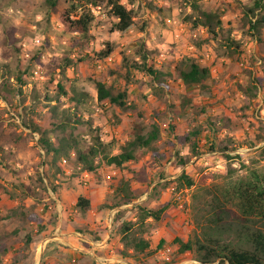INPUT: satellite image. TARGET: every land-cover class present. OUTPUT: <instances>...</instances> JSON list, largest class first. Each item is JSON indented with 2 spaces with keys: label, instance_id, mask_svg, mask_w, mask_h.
<instances>
[{
  "label": "rangeland",
  "instance_id": "obj_1",
  "mask_svg": "<svg viewBox=\"0 0 264 264\" xmlns=\"http://www.w3.org/2000/svg\"><path fill=\"white\" fill-rule=\"evenodd\" d=\"M117 1L135 12V27L125 33L112 31L105 0H57L54 9L45 0H0V83L10 82L22 92V96H13L8 104L0 97V223L7 230L3 232L6 241L16 247L7 260L4 259L6 251L0 248V264H7L13 256H20V262L27 263L23 260L27 255L21 249L28 247L27 237H31L34 228L40 232L45 227L42 222L45 212H48L46 223H54L58 200L74 201L78 190L89 187L92 180L98 184L95 188L106 189L101 204L106 203L111 198L110 186L125 174L99 164L92 178L82 175L80 179L71 150L66 163L61 162L68 173L58 175V183L54 180L59 185L58 193L54 195L48 187L42 172L51 174L54 169H49L47 164L42 166L44 153L38 143L39 134L27 124L30 121L40 126L47 124V107H42L45 104H57L59 110L67 108L71 116L76 109V102L71 99L75 91L87 94L86 101L79 102L77 112L83 121L74 123L72 131L80 148L91 144L97 133L104 142L115 143L110 149L114 154L139 122L154 121L160 127V137L155 143L158 151H138L137 160L128 163L134 173L126 174L139 197L111 212L121 210L120 220H135V204L156 208L168 201L170 205L158 222L145 220L144 236L150 240L151 248L159 239L171 244L173 256L169 263H164L154 251L129 264H196L197 261L183 263L174 240L192 236L196 222L205 215V202L210 200L208 192L222 188L228 180L245 174L248 169L264 172V159L258 155L264 139H256L264 136V96L261 93L260 98H248L242 91L249 77H260L264 71V32L260 34L261 41H257L241 25L243 5L249 4V0ZM71 3L78 5V12L89 9L93 14L88 38L82 47L72 46L74 34L66 33L58 20L59 11ZM192 4L199 9L195 10ZM200 11L220 16L222 23L217 36H212L200 24L193 26L192 18ZM227 34L240 42L239 57L235 53L223 55ZM104 42L113 48L110 60L97 62L94 52ZM142 43L149 52V63L157 71V79L136 70H130L129 77H124L121 58L139 61L136 49ZM184 56L208 67L211 78L206 80V86L185 88L178 79L175 67ZM16 75L22 76L23 81L18 83ZM95 81L112 85L113 93L126 90L128 102L135 108L122 109L108 100L98 102ZM57 83L67 95L59 93ZM260 89H264V81ZM185 98L190 100V106L181 110L179 102ZM137 111L141 113L140 119L136 117ZM205 118L209 119L208 123ZM195 121L205 122L209 127L200 136L203 152L191 157L183 167H177L174 153L186 154L188 149L178 145L173 134L187 131ZM169 125L173 126L171 131ZM49 134L61 135L58 130ZM209 143L214 146L213 151L205 150ZM223 146L228 149H222ZM182 170L194 184L176 190L175 177ZM157 184H165V188ZM156 185L159 195H150ZM155 196L159 197L157 201ZM31 199L37 202L38 213L26 205ZM199 208L205 209L200 215ZM21 211L26 214L24 218L18 213ZM18 220L23 223L8 231L6 226Z\"/></svg>",
  "mask_w": 264,
  "mask_h": 264
},
{
  "label": "trees",
  "instance_id": "obj_2",
  "mask_svg": "<svg viewBox=\"0 0 264 264\" xmlns=\"http://www.w3.org/2000/svg\"><path fill=\"white\" fill-rule=\"evenodd\" d=\"M49 8L54 9L57 0H45ZM107 7V15L112 19V31L125 33L135 27V12L117 0H105ZM77 6L71 3L58 13V20L66 33L73 35L72 46L82 47L87 40V34L93 20V14L89 9L77 11ZM195 10H198L196 4H192ZM199 15L192 18L193 26L198 24L204 26L212 36H217V29L221 25L220 16L215 12L200 11ZM188 18L191 19L189 15ZM241 25L251 31V35L257 41H261L260 34L264 32V0H249V4L243 5ZM225 50L223 55L231 56L233 53L237 57L240 55L241 44L238 40L227 34L225 40ZM227 49V50H226ZM113 51L109 42H104L102 48L94 52L95 61L105 60ZM138 60L129 61L122 57L121 63L125 67L124 77H129L130 70L151 75L153 79H157V71L149 63V52L146 50L145 43L140 44L136 49ZM178 79L181 80L185 88L193 86H206L205 82L211 78L208 67L201 66L196 60L190 56H184L175 67ZM18 83L22 82L23 77L16 75ZM262 85V78L249 77L243 93L248 98H254L256 91ZM96 90V100L103 102L108 100L110 104H116L122 109H134L135 106L128 102V94L126 90L112 92V85H105L103 82H94ZM56 88L61 95H67L61 84L57 83ZM76 94L71 99L76 102L75 112L70 116L66 109H58L57 104H45L47 107V124L40 126L30 121L27 125L33 132L39 134L38 143L44 153L42 166L48 165L49 169L53 168L54 172L49 173L43 171V178H47V185L53 194L58 193V184H54L58 180L56 177L65 174L62 168L61 159L69 158V152L73 150L75 154L76 165L80 168L78 172H94L99 164L112 166L121 174L116 182L111 185V198L101 204L100 209L108 211L118 206L133 203L140 194L136 193L130 183V178L126 172L134 173L128 168V163L137 160L138 151H147L154 153L158 151L156 141L160 137V127L157 122L144 124L139 122L132 128V135L119 144V151L112 154L110 149L115 143L104 142L97 133L93 136L91 144L84 148L79 147V142L72 135L75 127L74 123L83 121L77 113L79 111V102L86 101L87 94L81 91H75ZM22 96L20 88L14 86L10 82L0 83V97L8 104L13 96ZM59 102V99L56 98ZM189 99L185 98L179 102L180 109L185 110L190 106ZM39 116V112H35ZM136 117L141 118V113L136 112ZM208 118L205 121L208 123ZM187 131L173 134L174 139L180 146H186L188 151L186 154L174 153V159L177 161V167H183L191 157L198 156L203 152L200 146V136L206 128L205 122H194ZM204 123V124H203ZM213 125V123H212ZM173 126L169 125V131ZM58 130L60 136H50L49 132ZM257 140L264 139V136H257ZM207 142V141H206ZM208 151H213L214 146L209 143ZM222 149H228L223 146ZM264 159V146L259 150L258 154ZM162 157V156H161ZM47 158V159H45ZM42 183V178L40 179ZM194 184L193 179L182 170L175 177V189L189 188ZM161 188H165V184H157ZM156 186H153L151 193H157ZM155 191V192H154ZM210 200L205 202L207 209L199 208V215L205 210V215L201 216L202 220H198L195 225L192 236L183 240L177 238L174 242L178 243V253L182 254L188 251L192 254L196 264H264V172L255 168L248 169L247 172L237 178L230 179L225 186L208 192ZM156 201L158 196L154 197ZM75 207L82 213L90 208L89 199L83 196H77L74 203ZM167 201L158 207H149L142 203L135 204L136 217L135 220H120L121 210H117L112 217V231L119 236L121 248H116L115 253L127 260L139 261L141 257L149 256L156 249L160 248L164 241L159 239L158 244L154 248H150V240L144 236L146 231L145 220L151 219L158 222L163 212L169 207ZM21 218L25 217L23 211L18 212ZM15 215V213L13 214ZM56 218V216H54ZM5 219V218H2ZM260 223V224H258ZM30 239H27L29 242ZM20 256H13L10 264H20Z\"/></svg>",
  "mask_w": 264,
  "mask_h": 264
},
{
  "label": "crops",
  "instance_id": "obj_3",
  "mask_svg": "<svg viewBox=\"0 0 264 264\" xmlns=\"http://www.w3.org/2000/svg\"><path fill=\"white\" fill-rule=\"evenodd\" d=\"M261 49L262 47L260 50ZM260 78L264 81V71H262V76H260ZM259 88L256 91L257 95H255V98L256 96L260 98L261 93L264 96V89L259 90ZM261 103L262 100L259 105ZM261 110L263 111V109ZM82 175L84 178H92L94 172H80V179ZM95 186H98V184L96 185V183L91 180L89 181V187H84L83 189L78 190L79 194H77V196H83L90 201V208L86 212L82 213L75 207V200L68 201L62 199L58 200L55 204L57 218L54 223H46L48 212H45V215H42L44 218L42 222L45 224V227L40 232L34 228L33 231L35 233L33 232L31 237H27V239H30L28 247L21 249L22 254L27 255L23 259L24 261H27V263L25 262L26 264L30 261L32 264L130 263L131 260L124 259L115 253V249L121 248L122 245L119 242V236H116L115 232L112 231L113 212L111 211L114 208L108 211L98 208V205H100L105 199L106 189L102 187L95 188ZM26 205L34 207V210L35 207H38L37 202L32 199L29 200V204ZM41 209L42 208H40V210ZM35 212L38 213L36 210ZM21 223H23L21 220L10 222L9 226L6 227L8 228V231L11 232L15 229L14 227L20 226ZM28 224L33 223L30 222ZM0 225V248L6 251V257L4 259L7 260L8 255L15 253L14 251H16V247L6 241L3 232H6L7 230H4L3 224L0 223ZM2 245L4 247H2ZM151 247L152 245L150 244V248ZM171 247L173 249L172 245ZM190 254V252L185 251L179 255L180 257L183 256V263H192L193 261H196L193 257L189 256ZM10 262L11 260H9L7 264H10Z\"/></svg>",
  "mask_w": 264,
  "mask_h": 264
},
{
  "label": "built area",
  "instance_id": "obj_4",
  "mask_svg": "<svg viewBox=\"0 0 264 264\" xmlns=\"http://www.w3.org/2000/svg\"><path fill=\"white\" fill-rule=\"evenodd\" d=\"M108 60H110V56H107L105 58V61H108ZM66 161H67L66 158L61 159L62 163H66ZM79 168H80V166L77 165L76 169H79ZM65 172L68 173V170L66 169ZM172 256H173V249H172L171 245H169V244H164L156 250V257L161 262L169 263L172 260ZM193 262H196V261H193Z\"/></svg>",
  "mask_w": 264,
  "mask_h": 264
}]
</instances>
